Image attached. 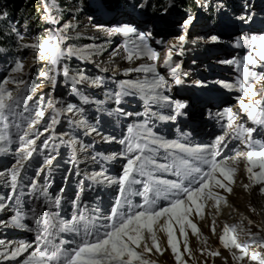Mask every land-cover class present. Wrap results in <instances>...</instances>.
<instances>
[{
    "label": "snow or ice",
    "instance_id": "6c2138e0",
    "mask_svg": "<svg viewBox=\"0 0 264 264\" xmlns=\"http://www.w3.org/2000/svg\"><path fill=\"white\" fill-rule=\"evenodd\" d=\"M102 6L111 10L108 3ZM146 6L151 7L147 0H138L137 4L133 5L134 8ZM164 12L167 13V9H164ZM45 13L44 18L51 24H60L58 17L52 15L50 5L45 7ZM194 19L195 17L189 16L181 23V34L177 37L176 43L167 49L163 61L162 66L169 69V75L176 85L184 83L181 75L186 76L187 73H182L181 64L173 61L174 49L176 54L183 55L184 45L189 43L188 29ZM236 20L250 23L252 16L239 15ZM65 27L74 31L76 25L69 24L49 29L46 38L37 36L33 43H23L24 38L20 36L19 47L31 49L37 61L48 63L49 71L40 75L50 80L53 88L56 85V77L62 74L65 82H71L73 95H79L83 103L103 104L104 101H91L87 96L82 95L77 85L102 87L104 78L101 76L93 78L83 71L72 72L65 63H62L70 57L90 59L97 54L87 48L77 49L70 45L66 46V41L71 37L64 33ZM112 31L113 34L127 38L124 43L123 58L129 63L144 57L152 61L160 60V54L148 43L152 39L151 32H138L135 26L128 24ZM210 39L212 42H217L219 38L213 35ZM195 42V40L191 41V43ZM235 46L247 47L250 52L242 62L224 61L236 65L241 70V76L235 84L223 83V87L240 93L237 97L239 111H242L256 127H246L240 122L241 117L238 112L226 109L222 113H217V117L226 118L227 123L222 125L225 129L224 133L216 137L213 143L193 145L188 142L186 134H182L181 139L169 140L155 131V122L175 121L177 117L186 116L187 112L184 110L189 105L165 95V92L171 91V85L164 76L160 75L155 63L140 64L129 69V72L144 73L143 79L120 82L118 90L109 93L107 99L116 105H121L125 97L138 96L146 106L144 119L127 126L126 135L118 141L123 146L122 152L102 157L104 160L123 159L125 163L121 174L114 178L102 171L89 177L96 183L106 181L110 185L118 186V196L110 213L101 215L98 208L89 211L86 206L79 203L77 196L72 201L73 207L78 210L77 213L68 220L62 219L59 209L63 197H50L47 188L33 180L25 186L31 189L29 196L33 198V203L25 212L21 202L15 200L17 210L12 216V222L13 226L34 233V240L11 245L0 239V264L5 262L8 264L12 262L15 264H157L153 257L157 254L163 255L168 249L171 250L176 264H189L185 256L195 261L189 246L188 229L191 230L192 235L201 238L202 243L207 244V239L203 238L193 217L203 220L206 207L215 209V214H219L222 204L229 206L227 195L222 194L220 190L227 194L233 193L241 162L245 165L249 181L242 183L241 187L251 192L254 187L259 186L260 194L264 195V140L255 139L253 136L257 128L264 131V87L259 90L256 88V83H264V73H257L249 68L256 65L264 66V35H253L237 40ZM116 54L118 53L114 51L113 55ZM24 69L22 60L17 59L10 69L14 75L0 81V142L12 143L15 137L19 144L15 165L9 170L10 188L14 194L18 186L22 185L20 173L25 169L33 153L39 150L37 140L44 135V132H54L55 126L61 122V116L72 113L73 119L70 122L74 126L86 129V134L100 135L98 127L89 123L84 107H76L72 104L57 107L59 102L50 98L46 102L41 100L35 107L30 108L29 102L33 100L32 94L38 86H33L24 79L26 75ZM10 84L15 87L10 88ZM153 106L158 110L153 112ZM161 108L168 109L170 114H163L159 111ZM115 111L125 117L133 115L124 111L122 107ZM46 115L49 123L44 128V132H41L38 126ZM101 139L112 142L116 138L101 135ZM228 139L238 140L245 150H235L234 156L218 159L222 147L227 146ZM68 143L75 151L77 142L73 139ZM39 147L49 148L48 140L42 141ZM55 159L54 155L46 158L44 165L38 171L44 173L50 169ZM93 159L95 160L96 157L94 156ZM163 174L170 175L174 179L163 178ZM135 197H140L139 203L134 202ZM11 199L8 198L9 201ZM4 200L5 197L0 196V201ZM161 201L165 203L161 204ZM209 201L213 203L209 205ZM7 207V203L0 202V212L5 211ZM25 220L30 224L22 222ZM244 221H247L248 225L254 223L242 215L240 223L225 224L219 236L220 244L228 250L235 264H264V252L251 251L253 246L264 249V236L259 232H252L250 227H245ZM216 227V219L213 215L211 223L213 235L216 234ZM177 231L183 237L182 241L178 239ZM62 233L71 234L74 239L65 240L61 237ZM160 233L166 236L167 248L161 245ZM241 234L247 236L243 242L239 239ZM77 237L78 239H75ZM201 253L211 257L221 255L219 250L212 251L206 247L201 249ZM224 260L227 264V258Z\"/></svg>",
    "mask_w": 264,
    "mask_h": 264
},
{
    "label": "rangeland",
    "instance_id": "374dc122",
    "mask_svg": "<svg viewBox=\"0 0 264 264\" xmlns=\"http://www.w3.org/2000/svg\"><path fill=\"white\" fill-rule=\"evenodd\" d=\"M30 1L34 7H41L44 13L45 7L50 5L52 15L58 17L60 24L53 25L44 18L45 16H37V10L32 14L29 13L25 15L24 21L19 23L13 21L18 44L20 43V36L24 38L23 43H33L37 36L42 39L46 38L49 29L60 28L69 24L76 25L74 31L71 28H64V33L71 37L66 41V46L70 45L77 49L87 48L97 54L90 59L70 57L62 63H65L72 72L83 71L93 78L103 77L105 82L102 87L85 85H77V87L80 89V93L87 96L89 100L104 101V103H83L79 95H73L71 82H65L62 74L56 77V85L53 88L52 82L40 75L42 72H48L50 66L46 61H37L36 55L31 49L19 47L14 53H9L0 58V81L14 75L10 69L15 61L20 59L25 65L26 75L24 79L28 80L31 85L38 86L35 93L32 94L33 100L29 102L30 108L35 107L41 100L46 102L50 98L59 102L57 107L67 104L84 107L89 123L97 126L100 133V135L96 133L86 134V129L74 126L70 122L73 119L72 113L60 117L61 122L55 126L54 132H44V128L49 123L48 115H46L44 121L38 126L39 130L44 132V135L37 140L39 150L33 153L25 169L20 173L22 185L18 186L15 194L10 188L9 170L15 165L19 144L15 137H13L12 143L0 142V173H3L0 175V196L5 197V200L0 202H5L8 205L5 211L0 212V216H2L0 221L8 217L6 221L0 223V239L5 240L6 243L15 239V237H8L9 234L2 232V228L7 229L6 226H9L8 220L12 219L10 218L11 201L22 199L25 203L33 202V198L29 196L31 189L25 187L26 185L36 180L41 186L54 189L58 193L61 189L66 190L67 188L68 191H73L84 187V179H89L93 174L101 172L100 165H103V156H112L122 152L123 146L118 141L126 135L128 125L144 119L143 113L146 107L143 100L138 96L125 97L121 105H116L107 99L109 93L118 90L120 82L143 79L144 73L129 72V69L140 64L155 63L160 75L164 76L171 85V91L165 92V95L170 96L172 100L186 102L189 105L184 110L187 112L186 116L177 117L175 121L155 122V131L169 140L181 139L182 134L187 133L189 125H186V120L196 122L195 125H192L196 141L205 142L202 145L213 143L216 137L224 133L225 129L222 125L227 123L226 118L220 119L217 117V113H222L226 109L238 112L241 117L240 122L244 123L246 127H256L242 111H239L237 97L240 93L223 87V83L235 84L241 76V70L236 65L227 64L224 61L242 62L243 58L249 54L250 49L236 47V41L253 35H264V0H147L151 7L146 6L145 8L133 7L138 0H118V3L112 4L114 6H111L107 0H66V6L62 4L61 0ZM11 3H15V0H0L1 16L8 15V7ZM105 3L110 5L111 10L102 6ZM66 9L68 15L64 16ZM164 9H167V13L164 12ZM239 15H251L252 20L250 23L239 22L236 20ZM189 16L195 17L193 24L188 29L189 43L184 45L183 55L176 54L175 49L173 55V61L181 64L182 73L186 72L187 75H181L184 83L176 85L169 75V69L162 65L166 58L167 49L176 43L177 37L181 34V23ZM39 20L41 25L38 24ZM125 24L135 26L138 32L152 33V39L148 43L160 54L159 61H152L144 57L129 63L123 58L125 55L124 43L127 38L113 34L112 30ZM103 25L106 26L103 27ZM213 35L219 38L217 42L211 41L210 37ZM192 40L196 42L191 43ZM114 51L118 54L113 55ZM249 68L251 71L264 73V66L256 65L249 66ZM9 87L14 88L15 85L10 84ZM262 87H264V83H256L257 90ZM120 107L126 112L133 113V115L129 118L120 115L115 111ZM98 109L101 110L98 111ZM157 110V107L153 106L152 111ZM209 110V113L212 115L214 112L217 118L214 121L216 128L214 132H212L207 118L209 115L206 116V112ZM159 111L165 115L170 114L166 108H161ZM75 119H79V117H75ZM97 120L99 121L98 125ZM206 130L210 132L203 136ZM101 135L104 137L114 136L116 139L112 142H106L101 139ZM253 136L255 139L263 140L264 131L257 128V132ZM46 139L49 148H40L41 142ZM73 139L77 142L75 151L73 146L68 143ZM226 143L227 146L222 147L221 156L218 159L234 156L235 150H240L241 144L238 140L228 139ZM241 146L244 149V146ZM76 153H78V159H75ZM53 155L56 156V159L53 160L51 168L44 173L39 172L38 169L44 165L46 158ZM94 156L96 157L95 160L93 159ZM118 160H120V170H122L125 161L123 159ZM111 162L115 163L114 160ZM82 174L86 177H82ZM242 174L239 166V172L236 176L237 182L233 186L232 194L223 193V190H220L222 194L227 195V199L231 196L232 199L236 200L235 204H238L231 223H227L224 215H222L223 204L219 214H215V209L206 207L203 220L199 217H193L203 234V238L207 239V244L202 243L201 238L192 235L191 230L188 229L189 246L195 257V261H193L185 256V259L189 260V264H225L224 258H227V264H235L228 250L220 244L219 236L225 224L240 223L242 215L249 218V214L244 211V206L240 200L241 197L244 198V194L239 195L237 192L238 183L243 179ZM9 197L12 198L11 201L8 200ZM252 202L248 200L247 205L251 210L255 209V211L252 210V213L255 214L257 220L250 219L254 222L252 225H248L247 221H244V225L250 227L252 232H259L261 236H264V229L258 224L257 209ZM212 203L209 201V205ZM213 215H215L217 224L215 235L211 232ZM176 227L178 228V226ZM160 237L161 245L167 248L166 236L160 233ZM177 237L179 240H183L178 231ZM239 239L243 242L247 236L241 234ZM205 247L212 251L219 250L221 255L211 257L206 253L202 254L201 249ZM181 251H183L182 244ZM251 251L264 252V249L253 246ZM153 258L157 264H176L170 249L165 251L163 255L157 254Z\"/></svg>",
    "mask_w": 264,
    "mask_h": 264
},
{
    "label": "trees",
    "instance_id": "16d2710c",
    "mask_svg": "<svg viewBox=\"0 0 264 264\" xmlns=\"http://www.w3.org/2000/svg\"><path fill=\"white\" fill-rule=\"evenodd\" d=\"M64 6L67 5L66 0H61ZM111 3H118V0H107ZM38 11L37 16L46 14L44 13L41 7H34L30 0H15V3L9 4L8 7V15L1 16L2 11L0 8V58L5 57V55L9 53H14L19 49V44L17 41V33L15 31V26L13 25V21L22 22L25 20V15L32 14L35 11ZM67 9L64 12V16H67ZM36 16V17H37ZM38 24L41 25L40 20ZM86 43V42H84Z\"/></svg>",
    "mask_w": 264,
    "mask_h": 264
},
{
    "label": "bare ground",
    "instance_id": "6f19581e",
    "mask_svg": "<svg viewBox=\"0 0 264 264\" xmlns=\"http://www.w3.org/2000/svg\"><path fill=\"white\" fill-rule=\"evenodd\" d=\"M263 140H264V137H263ZM240 150L244 151V149L242 148L241 145H240ZM239 166L241 167V170L243 172V174H242L243 179H241V181H239V183H238L239 187L237 186V192L239 193V195L244 194V198L241 197V199H240L241 202H242L241 204L244 206V211H246L249 214V219L257 220V218H255V216H254L255 214L253 215L252 210L247 205V201L248 200L253 201L252 203L255 205V207L257 209V215L259 217V220H258L259 223L258 224L261 225V228L264 229V195L260 194V192L258 190L259 186L254 187L251 190V192L245 191L243 189V187H241L242 183H248L249 181L247 179V174L245 172L244 163L241 162L239 164ZM235 202H236V200L232 199L231 196H229L228 197V205L229 206H227V207L223 206V210H221L222 211V215H224V219H226L227 223H231L232 222V217L235 215V211L237 210V205L238 204H235ZM7 243H9L11 245L17 244L15 239H11Z\"/></svg>",
    "mask_w": 264,
    "mask_h": 264
}]
</instances>
